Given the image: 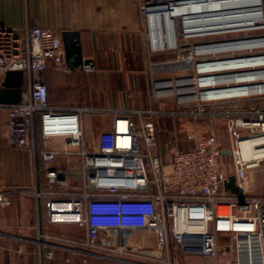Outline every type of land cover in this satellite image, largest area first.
<instances>
[{
  "label": "built area",
  "instance_id": "obj_1",
  "mask_svg": "<svg viewBox=\"0 0 264 264\" xmlns=\"http://www.w3.org/2000/svg\"><path fill=\"white\" fill-rule=\"evenodd\" d=\"M137 1L147 24L151 55L180 53L185 42L210 39L184 55L187 59L183 68L196 70L191 76L162 77L163 72L179 71H160L157 64L152 65V101L175 98L179 111L152 107L114 111L113 129L101 132L94 143L87 141L83 125L88 109L68 111L49 103L45 74L50 70L71 72L61 33L29 25L21 31L0 28V88L8 72L24 73L22 102L0 105V117L2 113L7 115L10 146L35 155L37 179L26 193L37 203L39 221L44 209L51 225L72 223L87 231L85 240H70L48 236L38 224V244L47 239L58 247L74 246L124 264H188L175 253L185 259L202 257L214 264H264V196H251L245 186L248 174L264 162V79L213 84L202 81L264 71H246L250 67L243 71L201 70L203 65L264 58V47L242 52L245 54L210 52L212 46L264 42V35L254 34L264 31V22L244 31L254 36L223 40L222 36L242 31L193 35L185 29L182 18L175 47L157 49L151 37L154 9L164 3L178 5L190 0ZM259 3L263 18L264 0ZM253 87L261 90L209 95ZM164 117L178 119L181 133L195 142L194 148L173 153L169 163L160 154L159 122ZM221 119L231 140L229 157L224 155L227 149L216 131ZM38 136L42 139L41 151ZM56 138L64 140L63 150L53 147ZM59 158L64 166L57 165ZM76 164L81 169L79 188L70 186V171ZM41 175L45 184L40 182ZM232 175L236 176L240 197L226 189ZM58 186L65 191H56ZM9 194L0 193V206L11 204ZM131 230L155 233L161 255L134 251L120 237ZM220 235L230 236L231 243L221 244ZM39 264L45 263L41 259Z\"/></svg>",
  "mask_w": 264,
  "mask_h": 264
},
{
  "label": "crops",
  "instance_id": "obj_2",
  "mask_svg": "<svg viewBox=\"0 0 264 264\" xmlns=\"http://www.w3.org/2000/svg\"><path fill=\"white\" fill-rule=\"evenodd\" d=\"M28 25L50 28L61 35L63 32L80 33L83 59L90 61V67L70 69L69 74L50 70L45 74V81L52 107L68 111L76 108L89 110L83 116L89 143H94L101 132L113 129L114 111L147 110L150 107L179 111L173 101L155 102L151 99L150 71L155 55L150 53L147 24L142 19L137 0H0V28L21 31ZM6 121L7 115L2 113L0 193L8 191L11 204L0 206V264H39L41 259L45 264H124L74 246L58 247L47 239L44 244H38L41 231L51 237L70 240H85L87 231L78 224L51 225L44 209L41 221L38 220L37 203L26 193L34 187L37 179L35 155L10 146ZM165 121L174 123V132L177 125L180 126L178 119L164 117L159 122L160 133L161 123ZM219 124L225 127L216 128L219 139L222 137L221 140L226 141L223 147L230 152L231 140L225 121L221 119ZM189 142L193 144L187 150L195 147L193 141ZM63 144L61 138L53 140L56 150H63ZM38 148L39 151L43 148L40 136ZM166 151V145H161L162 157ZM64 164L63 159H57L58 166ZM80 175V166L76 164L70 171V186H82ZM248 178L245 186L252 195ZM40 182L46 183L44 175H41ZM54 189L65 191L63 186ZM120 237L134 251L155 257L161 255L153 232L131 230L123 232ZM230 240V236H219L223 245L230 244ZM175 255L188 264H214L202 257L185 259L177 253Z\"/></svg>",
  "mask_w": 264,
  "mask_h": 264
},
{
  "label": "bare ground",
  "instance_id": "obj_3",
  "mask_svg": "<svg viewBox=\"0 0 264 264\" xmlns=\"http://www.w3.org/2000/svg\"><path fill=\"white\" fill-rule=\"evenodd\" d=\"M259 0H190L181 4L164 3L157 6L151 14V37L154 47L174 48L178 39V19L188 33L193 35L206 33H220L225 31H247L264 22L262 18ZM255 47H264L263 41L238 42L224 44L220 47L212 46L210 52L239 53L249 51ZM264 71V58L233 62L228 64L202 66L201 70L206 71ZM256 67L254 70H252ZM258 67H263L258 69ZM252 68V69H251ZM258 75V76H256ZM256 78L264 79V72L261 74H243L228 77H217L216 79L202 80L207 83H232L236 81H248ZM261 89L253 87L240 91V93L256 92ZM239 92H210V96H231ZM196 98V96H195ZM255 140H252V143ZM257 141V140H256Z\"/></svg>",
  "mask_w": 264,
  "mask_h": 264
},
{
  "label": "rangeland",
  "instance_id": "obj_4",
  "mask_svg": "<svg viewBox=\"0 0 264 264\" xmlns=\"http://www.w3.org/2000/svg\"><path fill=\"white\" fill-rule=\"evenodd\" d=\"M178 22H182L181 18L177 20ZM255 36L257 35H264V31L262 32H255ZM147 36H148V28H147ZM254 36L252 32H241V33H234L227 36H222L223 40H231V39H239V38H248ZM218 38V37H217ZM210 38L207 39H193L188 42H185V46L181 49L180 53L172 54V55H155V57L152 59L153 64H157L159 66L160 71H179L175 73L171 72H163L160 75L162 77H170V76H191L193 75V71H196L195 69H186L183 68V63L187 59V56H184L187 54V51L190 48H194L197 44L205 43L206 41H209ZM186 43H188L186 45ZM242 53V52H239ZM180 54V56L178 55ZM245 54V53H242ZM171 68H175L172 70ZM182 71V72H181ZM175 98L168 99L169 101H174ZM223 126V128H222ZM218 124L217 128L224 129V125ZM177 131L174 132V123L172 121H165L161 123V129L162 132L160 133V146L166 145L167 151L165 156H163V159L165 163H169L171 158L173 157V153L176 151L181 150H187L192 146L189 140L186 138L184 134H182L180 131L181 127L177 125ZM220 129L218 131H220ZM220 133V132H219ZM221 136V135H220ZM222 138V137H221ZM221 144H225V140H221ZM195 143V142H194ZM232 174V173H231ZM249 185L251 189V196H264V162L261 164L259 169L253 170L249 173ZM55 237V236H54ZM97 255L96 253H94ZM103 254V253H101Z\"/></svg>",
  "mask_w": 264,
  "mask_h": 264
},
{
  "label": "water",
  "instance_id": "obj_5",
  "mask_svg": "<svg viewBox=\"0 0 264 264\" xmlns=\"http://www.w3.org/2000/svg\"><path fill=\"white\" fill-rule=\"evenodd\" d=\"M62 40L66 55V65L69 69L74 70L78 68H89L90 61H85L82 54V46L80 33L78 32H63ZM251 59H240L224 62L221 64L235 63L247 61ZM24 91V73L23 72H8L6 74L4 83L0 88V105H18L22 102V94ZM241 89H229L224 92H238ZM225 155H230V152H225ZM226 189L230 190L232 194L241 196L237 187V179L235 175L229 177L226 183ZM242 199V198H241Z\"/></svg>",
  "mask_w": 264,
  "mask_h": 264
}]
</instances>
